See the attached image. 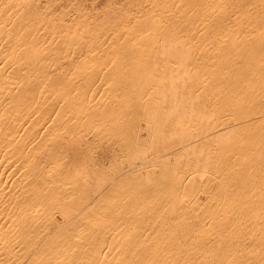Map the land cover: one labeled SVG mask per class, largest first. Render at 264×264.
<instances>
[{"label": "bare ground", "instance_id": "obj_1", "mask_svg": "<svg viewBox=\"0 0 264 264\" xmlns=\"http://www.w3.org/2000/svg\"><path fill=\"white\" fill-rule=\"evenodd\" d=\"M0 264H264V0H0Z\"/></svg>", "mask_w": 264, "mask_h": 264}]
</instances>
